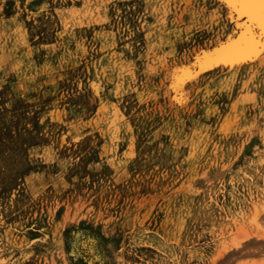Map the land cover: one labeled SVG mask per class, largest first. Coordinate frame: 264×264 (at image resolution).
I'll return each mask as SVG.
<instances>
[{
    "label": "rangeland",
    "instance_id": "374dc122",
    "mask_svg": "<svg viewBox=\"0 0 264 264\" xmlns=\"http://www.w3.org/2000/svg\"><path fill=\"white\" fill-rule=\"evenodd\" d=\"M228 8L0 0V264L264 256V52L199 63Z\"/></svg>",
    "mask_w": 264,
    "mask_h": 264
},
{
    "label": "bare ground",
    "instance_id": "6f19581e",
    "mask_svg": "<svg viewBox=\"0 0 264 264\" xmlns=\"http://www.w3.org/2000/svg\"><path fill=\"white\" fill-rule=\"evenodd\" d=\"M225 1L231 10L235 9L238 12L237 17L242 14L246 15V20L240 21L243 28L235 37L228 38L225 42L223 41L220 45L214 47V51L202 57L203 60L199 63L204 64L206 60H212L215 57L220 60L216 65L232 66L247 62V59H255L264 52V0H250V2H245V0ZM237 22L239 23V21ZM242 238L241 236L236 238L233 244L235 246L239 245L243 241Z\"/></svg>",
    "mask_w": 264,
    "mask_h": 264
},
{
    "label": "crops",
    "instance_id": "0c3cea01",
    "mask_svg": "<svg viewBox=\"0 0 264 264\" xmlns=\"http://www.w3.org/2000/svg\"><path fill=\"white\" fill-rule=\"evenodd\" d=\"M256 264H264V256L256 257Z\"/></svg>",
    "mask_w": 264,
    "mask_h": 264
},
{
    "label": "snow or ice",
    "instance_id": "6c2138e0",
    "mask_svg": "<svg viewBox=\"0 0 264 264\" xmlns=\"http://www.w3.org/2000/svg\"><path fill=\"white\" fill-rule=\"evenodd\" d=\"M245 2H250V0H245Z\"/></svg>",
    "mask_w": 264,
    "mask_h": 264
}]
</instances>
